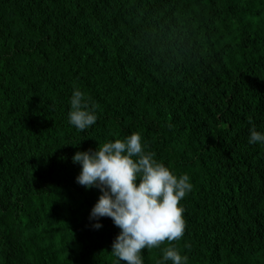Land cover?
Returning <instances> with one entry per match:
<instances>
[{"label": "trees", "instance_id": "trees-1", "mask_svg": "<svg viewBox=\"0 0 264 264\" xmlns=\"http://www.w3.org/2000/svg\"><path fill=\"white\" fill-rule=\"evenodd\" d=\"M0 43V264H74L10 223L59 221L63 207L81 262L116 264L120 229L92 228L100 192L74 184L72 156L132 133L205 202L183 218L206 264H249L238 240L264 249V145L248 144L264 132V0H0ZM77 88L98 117L83 131L62 106Z\"/></svg>", "mask_w": 264, "mask_h": 264}, {"label": "clouds", "instance_id": "clouds-1", "mask_svg": "<svg viewBox=\"0 0 264 264\" xmlns=\"http://www.w3.org/2000/svg\"><path fill=\"white\" fill-rule=\"evenodd\" d=\"M70 108L69 124L78 131L96 123L95 105L78 88L72 92ZM248 144L264 145V132L251 128ZM72 162L80 165L76 183L100 192L89 213L92 228L99 230L101 218L107 217L120 229L110 251L116 264H143L142 250L184 235V209L179 202L192 190L190 178L157 162L139 133L94 150L77 151ZM187 259L175 247H168L158 264H187Z\"/></svg>", "mask_w": 264, "mask_h": 264}, {"label": "rangeland", "instance_id": "rangeland-1", "mask_svg": "<svg viewBox=\"0 0 264 264\" xmlns=\"http://www.w3.org/2000/svg\"><path fill=\"white\" fill-rule=\"evenodd\" d=\"M118 1L122 4L123 9H128L130 6L133 5V0H118ZM11 30H14V29H11ZM17 32L18 31H14L13 34ZM19 38L20 37L16 35L15 37L12 38V40L10 39L9 40L10 45L18 42ZM1 45L2 43H0V62H2L4 57L7 55L6 50L5 52L2 51ZM13 49L15 51H19V47L17 45ZM141 93H143V91ZM62 106L67 107L71 110L70 105H62ZM220 163L221 162H219V164ZM27 177L28 175L25 176V178ZM75 178H74V184L82 189L83 186L76 183ZM8 195L9 193L4 192V189L0 187L1 204L4 205V203H7ZM179 203L184 209L183 216L184 214H186L188 215L187 217L192 218L194 215V213H192L193 212L192 206L198 205V204L202 205L205 202L204 201L200 202L199 196H197L195 192L191 190ZM62 210H63V213L61 214V218H60L61 220L65 218L66 213H67L66 207H63ZM61 220L56 221L55 219H52L51 221L42 222L39 225L35 224L34 226L27 228V229L21 227L17 222H14L12 220H10V223L14 231L15 239L17 241H22V240H25L26 238L35 237L37 235L44 236L46 238L44 241L40 242V244L44 247L58 249L59 251L58 257L61 261H63L66 258H69V259L75 258L76 261L74 264H83L79 257L81 247L78 246L76 243V234L73 233V226L69 227L68 229H63L60 226ZM232 245L235 250H239L245 253V255L249 259V264H260V262L264 260V249H260V248L252 249V246L248 247L247 245L243 244L241 240H238ZM168 247H175L182 256H187L188 259H193V263L187 262V264H198V263L206 264L208 263V252H206L205 246L203 244H199L194 238H192L191 232L188 231L177 241L168 242L167 240H165L159 247L142 250L141 255L143 257V264H157V261H158L157 258H158V255H160L157 249L163 252ZM109 260L108 258H105L103 262H109ZM21 263L29 264V262L26 261L24 258L21 259Z\"/></svg>", "mask_w": 264, "mask_h": 264}]
</instances>
